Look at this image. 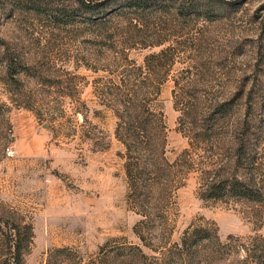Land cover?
I'll return each mask as SVG.
<instances>
[{
  "label": "rangeland",
  "instance_id": "1",
  "mask_svg": "<svg viewBox=\"0 0 264 264\" xmlns=\"http://www.w3.org/2000/svg\"><path fill=\"white\" fill-rule=\"evenodd\" d=\"M78 1L102 0H0V39L26 69L7 77V46H0V219L32 227L23 264H156L159 255L137 236L143 218L128 200L116 119L95 93L118 81L128 61L140 66L165 51L158 59L164 82L151 105L164 117L170 163L200 161L179 128L215 102L232 104L229 124L250 107L264 127V0H219L224 7H214L216 0H167L143 26V43L155 42L156 33L162 45L115 43V50L100 43L126 41L125 21H113L105 40L81 25L53 24L65 21L58 9L75 10ZM178 5L181 14L173 9ZM186 169L176 170L178 188L164 210L167 231L154 245L165 238L179 243L198 226L215 227L223 243L230 236L244 245L264 239V204L201 200L197 173ZM8 247L0 234V264H13Z\"/></svg>",
  "mask_w": 264,
  "mask_h": 264
},
{
  "label": "trees",
  "instance_id": "2",
  "mask_svg": "<svg viewBox=\"0 0 264 264\" xmlns=\"http://www.w3.org/2000/svg\"><path fill=\"white\" fill-rule=\"evenodd\" d=\"M167 0H102L99 2L78 1L73 8L58 9L65 21L55 19L56 26L81 25L84 31L102 33L110 30L113 21L126 22V41L108 43L115 50L116 44L124 43L125 49L158 47L164 43L153 33L155 42L146 44L144 19L162 12ZM215 6H226L216 0ZM176 5V4H175ZM37 13L39 6L31 5ZM181 14V5L173 8ZM37 13V14H38ZM78 14V15H77ZM77 16L78 20H75ZM63 21V22H62ZM131 26V28H129ZM124 29V30H125ZM130 31L131 34H130ZM102 39V40H103ZM116 43V44H115ZM0 46H7L0 39ZM5 74L21 76L25 67L16 61L15 53L4 47ZM167 51V50H166ZM165 51L146 56L142 65L128 61L118 81L102 85L96 94L102 105L109 108L115 119V137L125 148V173L128 185V200L143 218L137 236L145 248L159 255L156 264H264V239L255 236L244 245L230 236L221 242L215 227L198 226L184 232L179 243L169 245L165 238L154 245V239L163 237L167 231L165 208L178 188V169L195 171L198 179V197L201 200L232 199L245 201L259 207L264 204V127L249 115L229 124L232 104L215 102L201 111L190 123H182L180 132L188 137V145L198 149L200 161L193 160L183 165L180 159L170 163L165 157L166 127L160 110L154 109L151 101L157 97L164 76L159 75V57ZM134 64V65H133ZM199 117V118H198ZM189 149L182 152L188 155ZM198 154L197 150L193 151ZM6 230V231H5ZM0 234L6 239L8 255L13 264H23L24 254L33 238L32 227L24 221L11 223L0 219ZM143 259H149L137 248ZM62 250H57L61 252Z\"/></svg>",
  "mask_w": 264,
  "mask_h": 264
},
{
  "label": "built area",
  "instance_id": "3",
  "mask_svg": "<svg viewBox=\"0 0 264 264\" xmlns=\"http://www.w3.org/2000/svg\"><path fill=\"white\" fill-rule=\"evenodd\" d=\"M11 154H12V152L8 149L7 152H6V155L10 156Z\"/></svg>",
  "mask_w": 264,
  "mask_h": 264
}]
</instances>
